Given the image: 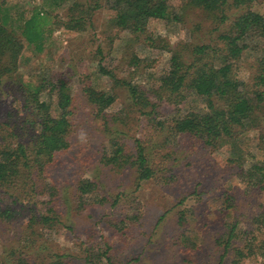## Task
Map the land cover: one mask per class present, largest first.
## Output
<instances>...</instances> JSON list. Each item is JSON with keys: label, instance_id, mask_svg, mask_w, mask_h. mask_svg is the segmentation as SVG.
Segmentation results:
<instances>
[{"label": "rangeland", "instance_id": "rangeland-1", "mask_svg": "<svg viewBox=\"0 0 264 264\" xmlns=\"http://www.w3.org/2000/svg\"><path fill=\"white\" fill-rule=\"evenodd\" d=\"M0 1L12 37L21 38L0 64L12 70L0 81V121L30 141L40 125L24 89L41 86L40 99L51 103L53 116L61 112L52 88L59 79L73 98L70 147L13 188L0 187V210L9 213L0 216V264H23L20 256L36 264H264V189L248 184L241 167L264 163V103L256 125L209 144L173 129L176 116L207 111L206 102L197 96L178 102L160 87L176 51L190 64L193 46L221 47L219 34L248 6L227 7L230 19L222 23L174 0L179 20L151 19L146 32L135 34L116 27L112 3L105 0ZM253 5L264 12V0ZM37 12L49 21L41 42L29 44L21 29ZM80 17L83 25L73 27ZM246 43L235 77L254 86L264 38ZM102 67L140 85L154 109L137 107ZM89 87L116 95L105 109L108 123L89 101ZM137 138L148 147L154 178L139 181L135 168L103 161L113 150L111 139L134 149ZM87 179L96 187L79 208L78 188Z\"/></svg>", "mask_w": 264, "mask_h": 264}, {"label": "trees", "instance_id": "trees-1", "mask_svg": "<svg viewBox=\"0 0 264 264\" xmlns=\"http://www.w3.org/2000/svg\"><path fill=\"white\" fill-rule=\"evenodd\" d=\"M107 1L112 3L111 8L115 11L116 27L130 33L146 32L151 19L172 17L174 20H179L181 17V13L177 11L179 8L173 4L174 0H105ZM254 2L256 0H180L181 8L198 7L209 15H215L222 23L230 19L226 13L227 7L248 6V8L230 21L228 30L219 34L221 47L211 44L193 46L189 51L192 56L190 64L183 60L181 52L176 51L173 54L169 72L161 77V89L170 99L175 98L178 102L189 96H197L207 105V111H189L176 116L173 120V129L176 132L198 135L207 143L215 144L220 139L234 138L241 130L257 123L259 117L257 111L264 103V53L258 58L257 72L253 77L254 88L235 77L236 62L249 48L246 40L253 37L264 38V12L254 9ZM2 5L0 1L2 21L0 22V64L12 45L16 41L19 43L21 41V38L12 37L13 32L5 24L8 22L9 14L2 17ZM78 5L76 2L75 7H79ZM98 5L99 1H97ZM48 21L39 12L33 14L23 22L22 36L29 44L41 42ZM82 21L83 18L80 17L72 26L79 28L83 25ZM11 64H16L12 54ZM101 69L104 74L110 75L118 86L126 88L137 107L144 109L152 106L154 109L155 105L140 85L117 78L105 67ZM11 71L10 66L0 65V81ZM58 82L52 87L53 90L58 89L57 103L61 109L56 116L52 114L51 103L40 99L41 86L38 87L40 89L32 87L24 89L25 102L30 108V115L39 119L38 122L32 119L33 123L37 122L40 125L38 134H34L33 140L24 141L19 129L11 127L9 130L6 124L0 121V187L13 188L18 179L31 173L34 168L39 171L46 169L55 161L58 152L70 147L69 135L72 124L69 115L73 98L66 87L67 82L62 79ZM86 94L89 101L98 108L99 114L104 115L105 123H108L109 118L105 109L114 103L116 95L108 90L90 87L86 89ZM111 140L113 150L111 153L106 151L103 156L106 164L119 168L125 165L135 168L139 181L155 177L156 172L151 165L148 147L141 139L135 140L134 149L126 147L125 143L118 140ZM241 167L243 179L248 184L264 189V163L253 162L247 168L243 165ZM36 183L34 182V185ZM95 187V183L91 180L81 181L78 188L79 208L86 204L84 198L89 196ZM5 214H9L8 210H0V216ZM43 219L47 222L51 217L46 215ZM233 231L234 228L230 232L229 240L234 235ZM29 258L31 257L20 256V261L23 264H36L32 258ZM108 261V264H115L111 260Z\"/></svg>", "mask_w": 264, "mask_h": 264}]
</instances>
